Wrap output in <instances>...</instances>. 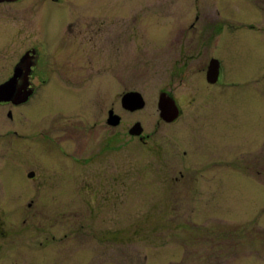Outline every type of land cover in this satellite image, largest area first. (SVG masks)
<instances>
[{"label": "rangeland", "instance_id": "obj_1", "mask_svg": "<svg viewBox=\"0 0 264 264\" xmlns=\"http://www.w3.org/2000/svg\"><path fill=\"white\" fill-rule=\"evenodd\" d=\"M59 2H0V71L32 46L37 15L50 22L46 38L61 68L14 111L18 124L21 111L52 122L58 108H77L61 74L69 54L58 38L68 15L76 30L99 37L90 53L96 84L77 102V125L57 134L80 161L64 157L63 172L55 162L43 168L22 139L16 162L5 158L0 169L7 178L0 207L20 213L17 239L27 245L15 263L264 264V0ZM200 46L219 60L223 87L202 81L201 62L188 59ZM168 89L182 109L173 123L158 108ZM132 90L143 108L122 107ZM113 105L123 120L109 126ZM136 121L151 135L147 143L130 134ZM106 146L111 151L101 154ZM34 165L38 180L30 182ZM32 199L30 208L47 212L31 210ZM42 227L46 235L38 234Z\"/></svg>", "mask_w": 264, "mask_h": 264}, {"label": "flooded vegetation", "instance_id": "obj_2", "mask_svg": "<svg viewBox=\"0 0 264 264\" xmlns=\"http://www.w3.org/2000/svg\"><path fill=\"white\" fill-rule=\"evenodd\" d=\"M17 1V0H14ZM12 1V2H14ZM55 3L61 5L63 2H59L60 0H52ZM58 6V5H57ZM68 25L67 28H63V33H60V37L58 38L61 43L65 41L67 43L66 52L69 54L68 63L66 64V72L61 73L64 76V79L68 81L67 84L68 89L70 90V98L69 100L74 103L73 105L77 106L74 110H64L62 107L56 110L57 115L60 116L59 121H52L46 122L45 116L41 114L39 116L38 112H34L33 114L22 112L20 113V119L23 121L19 124H24V129L20 127V125L16 122L14 117V111L22 108L24 105H29L32 103V100L40 95V91L43 87H47L50 85L52 81V77L54 72L60 70V66L57 64V60L54 62V56L52 51L49 47V33L47 34L48 25L50 22L46 20L39 19L38 15L34 21V40H32V46L25 51V53L19 58V60H14L11 65H9L4 70L0 71V86L7 83L8 81L15 79L14 81V89L16 91V87L19 89L25 88V96L22 99H17V96L13 94L14 98H10L8 100H0V169L5 168V158H9L13 162H16L17 154L16 151L18 149L17 141L26 139L31 141L27 143V147L32 150L31 160L33 161H40L43 163V168L48 167L47 164L56 163L58 165V169L63 172V162L61 159L67 156H71L67 152L66 148L60 142L58 133L63 132V126L71 125L74 127L77 125L76 120L78 114V105L77 102L82 101L83 98L86 99V92L96 84V74L100 71L95 68V64L92 63V58L90 57V53H93L96 49V43L98 37V31L90 30V31H81L76 30V21L68 15ZM57 38V37H56ZM203 41V38H200ZM48 40V41H47ZM60 43V44H61ZM91 46V49L88 50V56L84 57L83 60L81 59V52L86 51V47ZM202 45V43H201ZM81 46H83L81 48ZM200 50H195L196 54L188 56L189 60H196L198 63L202 64L201 66H197V70L204 72L201 77L202 81L205 79L207 80L210 86L218 85L223 87L226 82L222 79V68L220 66V72L218 78L215 82H210L208 80V71L211 66V61L213 58L209 59L207 55L202 51L205 47H199ZM202 49V50H201ZM27 55V61H25L22 66H19L18 72V64L21 58L24 55ZM83 54V53H82ZM15 59V58H14ZM53 63V64H52ZM188 63V62H187ZM87 74L85 75V72ZM198 74V73H197ZM83 91L84 95H80V92ZM135 91V90H132ZM130 92V91H127ZM125 92V93H127ZM162 92H167L169 96H171L178 108H179V116L168 123H173L179 119L182 115V109L178 104L177 98L174 96L173 90H160V94ZM124 93V94H125ZM122 95V98L124 96ZM207 95V93H206ZM91 98V97H90ZM89 98V99H90ZM122 98H121V105H122ZM21 100V101H19ZM194 101V100H193ZM191 101V102H193ZM123 107V105H122ZM124 108V107H123ZM115 107L110 106L108 108L107 114V124L112 126L108 123V119L110 116L111 111L114 114L119 115L115 112ZM120 116V115H119ZM47 117V116H46ZM123 118L120 116L119 124H121ZM140 121H136L133 126ZM118 124V125H119ZM132 126V127H133ZM131 127V128H132ZM130 128V129H131ZM144 133V128H143ZM140 136H133L139 138L143 143H147L151 137L150 134H143ZM111 151L110 146H106L104 150H101V154L107 153ZM70 157V158H71ZM77 158V159H75ZM79 156L73 155L74 161H80L78 159ZM81 158V157H80ZM3 161V162H2ZM18 161V160H17ZM90 162V161H88ZM50 164V166H52ZM35 166V165H34ZM49 166V167H50ZM26 171V170H25ZM45 171V170H44ZM43 171V172H44ZM32 174V175H31ZM39 169L37 166L29 167V170L26 171V176L30 182H36L38 180ZM64 176L57 172L56 179L62 181ZM7 181L6 176L0 175V182ZM1 191V190H0ZM8 194L10 192H6L2 194L5 196V199L8 200ZM1 198V195H0ZM2 200V199H0ZM32 201L28 203L29 208L32 206ZM31 210H40L42 212H47L46 207H41V209H35V207L30 208ZM16 208L11 206L0 207V264H16L15 260L17 258V250L20 249L22 246H26V242L23 239H17V234H19V238H22L23 234L17 232V225L16 220L19 217V212H15ZM19 213V214H18ZM38 234H45L46 235V228L42 227L39 228ZM22 236V237H21ZM23 242L25 244H23ZM30 244V243H29ZM22 258L26 259L29 258L28 254L20 255Z\"/></svg>", "mask_w": 264, "mask_h": 264}, {"label": "water", "instance_id": "obj_3", "mask_svg": "<svg viewBox=\"0 0 264 264\" xmlns=\"http://www.w3.org/2000/svg\"><path fill=\"white\" fill-rule=\"evenodd\" d=\"M3 1H14V0H0V2ZM27 55H24L19 64H18V72H19V66H22V64L27 61ZM218 67L219 65L216 64V61L213 60L211 62V66L208 71V80L210 82H215L218 78ZM15 79H12L8 81L7 83L0 86V100H8L14 98L12 95L15 94L17 96V99H22L25 96V88L19 89L16 87V91L13 90L15 85L14 81ZM21 101V100H19ZM122 105L124 108L128 110H136L141 109L145 106V101L142 96V94L138 91H130L124 94L122 98ZM158 108L160 109V116L162 119L167 120L168 122H171L175 120L179 116V108L175 102V100L168 95L167 92H162L160 94L159 102H158ZM120 120V116L117 114H114L112 111L110 113L108 123L110 125H118ZM143 133V126L140 122H137L131 129L130 134L133 136H140ZM32 175V174H31Z\"/></svg>", "mask_w": 264, "mask_h": 264}]
</instances>
